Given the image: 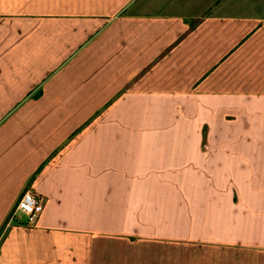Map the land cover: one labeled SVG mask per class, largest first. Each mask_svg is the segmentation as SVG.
Masks as SVG:
<instances>
[{"label": "crops", "instance_id": "obj_1", "mask_svg": "<svg viewBox=\"0 0 264 264\" xmlns=\"http://www.w3.org/2000/svg\"><path fill=\"white\" fill-rule=\"evenodd\" d=\"M0 264H264V0H0Z\"/></svg>", "mask_w": 264, "mask_h": 264}, {"label": "built area", "instance_id": "obj_2", "mask_svg": "<svg viewBox=\"0 0 264 264\" xmlns=\"http://www.w3.org/2000/svg\"><path fill=\"white\" fill-rule=\"evenodd\" d=\"M45 203V199L38 197L32 191H26L19 200L11 221L16 222L18 220L19 217L16 216L19 212L28 218L29 223H34L42 214Z\"/></svg>", "mask_w": 264, "mask_h": 264}]
</instances>
